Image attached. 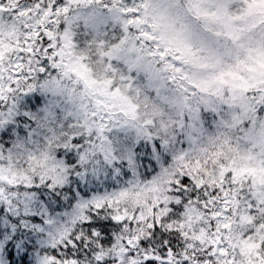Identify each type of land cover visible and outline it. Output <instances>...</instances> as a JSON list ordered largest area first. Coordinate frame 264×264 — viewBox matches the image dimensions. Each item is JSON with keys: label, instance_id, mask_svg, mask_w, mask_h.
Instances as JSON below:
<instances>
[{"label": "snow or ice", "instance_id": "obj_1", "mask_svg": "<svg viewBox=\"0 0 264 264\" xmlns=\"http://www.w3.org/2000/svg\"><path fill=\"white\" fill-rule=\"evenodd\" d=\"M0 264H264V0H0Z\"/></svg>", "mask_w": 264, "mask_h": 264}, {"label": "trees", "instance_id": "obj_2", "mask_svg": "<svg viewBox=\"0 0 264 264\" xmlns=\"http://www.w3.org/2000/svg\"><path fill=\"white\" fill-rule=\"evenodd\" d=\"M110 29H111V25L109 24L108 28L103 29V30L110 31ZM77 33L78 34H77L76 40L81 47H84L86 45V42L92 39V33L88 34V33L84 32V25L82 22H81L79 28L77 29ZM152 247L155 248L156 244H152Z\"/></svg>", "mask_w": 264, "mask_h": 264}, {"label": "rangeland", "instance_id": "obj_3", "mask_svg": "<svg viewBox=\"0 0 264 264\" xmlns=\"http://www.w3.org/2000/svg\"><path fill=\"white\" fill-rule=\"evenodd\" d=\"M35 2V0H20V3L22 4V5H24V6H31L33 3ZM4 20H6V21H11V19H12V16L11 15H9V14H4ZM84 32L85 33H92L91 32V30L90 29H86L85 27H84Z\"/></svg>", "mask_w": 264, "mask_h": 264}]
</instances>
